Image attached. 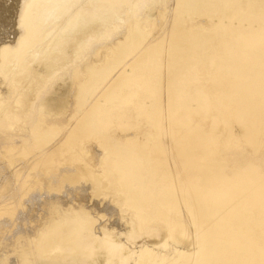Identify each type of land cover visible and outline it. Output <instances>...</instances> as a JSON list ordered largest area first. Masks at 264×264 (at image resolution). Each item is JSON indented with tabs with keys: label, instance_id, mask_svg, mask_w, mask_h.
<instances>
[{
	"label": "bare ground",
	"instance_id": "obj_1",
	"mask_svg": "<svg viewBox=\"0 0 264 264\" xmlns=\"http://www.w3.org/2000/svg\"><path fill=\"white\" fill-rule=\"evenodd\" d=\"M14 1L17 10L10 19L0 17V148L13 151L24 148L27 141L32 146L45 145L26 162L28 171L19 167L20 162H14L17 181L20 185L28 184L30 170L48 169L55 153L70 151L83 138L97 136L101 140L97 143L105 151L104 159L115 154L108 163L115 164L119 172L116 174L119 191L128 194L125 202H121V210L110 214V219L94 230L86 226L87 220L77 207H85L83 210L87 212L93 207L97 210L102 207L97 202H92V208L89 206L91 201L85 186L75 187L68 193L66 201L75 199L74 205H66L68 208L63 205L73 215L52 216L46 204L59 205V200L43 197L40 205L37 206L38 201L34 203L35 207L27 214L30 223L24 230L25 238L33 250L28 252L22 247L14 258L4 253L0 264H191L194 261L196 264H264V154L260 151L264 144V104L246 102L262 99L258 95L199 93L190 96L191 100L206 102L194 107L182 103V99L189 97L182 94L184 88L167 93L164 87L162 93L159 86L163 72L165 79L168 75L169 58L186 60L193 58L194 53L196 61H192V66L196 70L190 77L188 62L172 65L175 68L172 89L178 85V77L183 76L212 84L210 87L201 84L196 88L200 92L215 84L236 83L242 88L264 90V0H177L188 15H173V21L166 26L164 22L153 25L154 12L144 9L150 0ZM179 5L176 7L180 8ZM157 13L164 18L162 8ZM202 16H206L205 21H201ZM13 19L18 26L15 30L5 25ZM154 28L158 31L152 34ZM112 37L115 38L112 40ZM129 40L132 44H127L131 47L126 49L124 45ZM96 42H101L102 48H94ZM89 51L93 53L90 58ZM110 56L117 58L119 63L111 62L119 65L103 71ZM43 57L45 68L37 70L33 61ZM63 69H71L73 80L64 75L55 91L46 100L42 99L40 95L45 86ZM89 74L97 78L94 77L96 81L91 86L105 87L100 97L95 96L91 107L81 113L75 111L65 119L54 117L46 122L44 118L52 112L60 115L57 105L69 99L73 86H79L74 95L86 105V93H82L87 79L92 81ZM116 82L117 86L107 93L108 85ZM101 96L109 102V108H121L120 114L136 112L148 117L158 132L170 133L176 141L173 148L165 145L167 160L159 154L150 157L146 154L150 146L140 148L132 144L131 136L108 132L112 119L101 116L112 114L111 110L94 109L103 100ZM39 97L42 100L37 103ZM224 100L239 102L225 103ZM30 109L37 110L38 117H31L27 133H18V137L8 134L7 130H22L21 122L31 116ZM181 110L188 117H192L191 110L203 117L184 121L188 123L186 130L176 131L172 122L179 126L184 123L177 117ZM226 118L243 125L242 132L253 143L252 151L256 155L258 152V157L243 156L236 137L231 135L226 141L220 138L219 122L226 125L231 122H226ZM58 135H62L59 143L46 147ZM171 154L179 157L177 168L184 175L179 176L178 169L172 166ZM239 154L241 159L237 157ZM102 170L106 173L109 167ZM68 171L51 174L49 181H59ZM7 200L3 199L0 210L11 207ZM183 202L187 206H181ZM38 207L41 208L39 218L35 216ZM112 216H119V222L112 221ZM189 222L197 225L195 234L194 230L187 229ZM7 224V221L0 224L2 233L10 231ZM117 224H121V230ZM135 225L143 228L144 233L163 228V232L156 234L159 239L154 240L158 244L149 245L144 240L138 246L137 240L130 237L134 234L127 235V241L123 237V241L121 233ZM190 234L199 249L197 253L194 251L197 256L193 252L195 256L186 257L189 254L179 250L177 244ZM0 240L4 239L0 237ZM168 241L176 245L170 250L174 253L173 259L170 253L160 252ZM159 244L160 248L164 245L157 251Z\"/></svg>",
	"mask_w": 264,
	"mask_h": 264
},
{
	"label": "rangeland",
	"instance_id": "obj_2",
	"mask_svg": "<svg viewBox=\"0 0 264 264\" xmlns=\"http://www.w3.org/2000/svg\"><path fill=\"white\" fill-rule=\"evenodd\" d=\"M176 1L177 0H157V1L156 0H152V1L150 0V2H148L145 5L146 7L144 9H147V11L150 13L152 11L154 12V14H153L155 16V17L153 16L154 17V20H153L154 26L155 25L158 26L157 24H161L162 22H164L165 26H166L167 24H170L173 21L172 18H174L175 16H179V14H181V13L184 16L188 15L187 12L182 11L183 4L177 3L178 1L177 2ZM175 2L178 5L180 4L181 7L180 8L176 7L178 5ZM159 6L160 7L162 6L161 8L163 9L164 18H161V17H159V15H157L158 14L157 11H159V9H161ZM6 7H7V9H6ZM14 8H15V1L14 0H9V1L8 0H0V17H1V15H3V16L9 17V19H10L12 14H14V11L17 10ZM177 9L178 10L181 9V11H178ZM173 15H175V16L173 17ZM205 17L206 16H202L201 21H205L206 20ZM14 19H13V22L10 24H8V22H7L5 24L6 27H9L10 29L13 28L12 30H15L17 24L15 23ZM150 29H151V27H150ZM157 31H158V28H154L152 31V34H155ZM194 31L196 33V29ZM114 38L115 37H112V40ZM110 40H111V38H110ZM110 40H108V41H110ZM129 43L132 44L131 40H129L128 42L125 43L124 46L126 47V49H128V47L130 49L131 46H129L130 45ZM127 44H129L128 47H127ZM98 46H100L102 48L101 42H96L94 48H96ZM102 53H104V52L102 51ZM113 54H114V51L111 52V55H113ZM193 54L194 53H192L193 58H188L186 60H183L182 58H174V59L169 58L167 63H169L170 68L167 70L168 75H166V79L164 78V72L165 71L163 72L162 80L160 81V85H159L161 90L164 89V87H165V91L167 93H169L172 91L176 92V91H179L181 88H184V91H182V94H184L185 96H189L188 97L189 99L188 98L182 99L181 100L182 103H186V104L190 103L194 107L195 106L198 107L197 105L199 103L206 102V101H201V100H191L190 96L198 95L199 93L200 94H212V95H218V96H224V95L227 96V95H231V94L248 95V96L258 95L259 98L262 99V101H246V102L247 103L259 102L258 104H264V100H263L264 99V90H262L261 88L257 89L256 87H248V86L247 87L244 86L246 88H242L240 85L238 86L237 83L236 84H228L227 86H226V84H220V85L215 84V86H212L211 89H207L205 91L200 92V91L196 90V88H198V86L203 84L204 87H207V86L210 87L212 84L209 83L207 80H205L206 82L204 83L203 80L202 81H199V80L196 81V79L191 80L188 77L182 76V77H178L179 79L177 80V82H179V83H178V85L175 86V88L172 89V87H174V86H171L172 85L171 82L174 81L173 74H175V68L172 65L178 66L180 64H183L184 62L185 63L188 62L190 64V67L187 68V72L189 73V77H190V75H191L190 73H192L194 70H196V68L194 69V67L192 66L193 65L192 61H196V59L194 58L195 55H193ZM92 55H93V53L89 51V54L87 56H88V58H90ZM108 58L109 59L111 58V59H110V61L108 60L109 64L105 65V67L103 66V68H102L103 71L109 70V69H111L112 66L114 67V66H116L115 64L119 63L116 60L117 58L114 59L113 56H110ZM108 58H106V59H108ZM41 59L42 58H37L38 62L36 60L33 61L34 64H32V65L37 70H42L45 68L44 63L46 62V60H45L46 58L43 57V60H41ZM39 61L41 62V65H40ZM111 61H113V62L116 61L117 63L114 64ZM118 65L119 64H117V66ZM71 69L61 70L55 76L54 80L49 81L50 83H48L45 86V88L43 89V92L40 95L42 97V99L46 100V98H48L49 95H51L53 93V91H55L56 86H58L60 84V82H61L60 80H62L64 75L66 77H68L69 81L73 80L70 77V72H69V70L71 71ZM170 72H171V77L169 79V73ZM68 73H69V75H68ZM89 75L92 77L91 74H89ZM89 75L87 76L88 78L90 77ZM94 77H92V81L87 79L86 82L87 83L89 82V83L88 84L85 83L86 86L84 85V90H83L84 92L82 91L83 92L82 95H84L86 93L85 94V100H84V102L85 101L87 102L86 105L81 101L79 102L78 98H76V96L74 95L75 92L77 94L76 89L79 86H73V88H72L73 94L69 97V99L66 100L65 102H62V103L59 102L57 105V111L60 113V115H56L52 112L50 115H47L44 118V120L46 122L51 121L54 117H56V118L60 117L62 119H65V118L71 116V114H73L75 111H80V113H81V111H85L86 109L91 107V106H89L90 103H92L97 96L100 97L102 90L105 89V87H103L104 85L100 86L99 88H98V86L96 88V85H94L95 87H93V85L91 86V82H92V84H94L95 81L97 80V78L95 77V79H96L95 80ZM117 84H118V82H116L115 84L112 83V84L108 85L109 90L107 88V90H105V91L106 92L110 91V88L116 87ZM165 84H166V86H165ZM234 86H238V87H234ZM92 87L94 88L93 91H92ZM46 91H47V93H46ZM58 91H60V90H58ZM161 92L163 93L164 90H162ZM55 96L58 97V94H56ZM41 97L38 98L37 103L42 100V99H40ZM101 97H102L101 99H103V100L101 101V103H98L99 106L94 108V109L97 110V108H98V110H100V109H107L108 110L109 102L104 101L105 98H103V96H101ZM146 100H148V99H146ZM223 102L228 103V102H239V101L224 100ZM93 106H95V105H93ZM15 107H16V105H15ZM260 107H262V106H260ZM22 108L26 109V106H22ZM118 108L119 107H115V108L110 107L109 108V110H111L110 112H112L113 115L115 114L114 116L110 112H109L110 115L106 114V115L101 116L104 118L106 116L107 117L110 116L111 118L108 117V119L109 118L112 119L111 121L113 122V124H110L108 132H111L114 135H119V136H126V135L131 136L132 137L131 138L132 144H136L139 147L140 146L144 147V145L150 146V151L148 153H146L147 155H150V157L160 155L161 158H163L164 160H167V157H169V154L168 155L165 154L164 148H167L165 145H167V146L170 145V147L173 148L172 147L173 141L175 142L176 140L173 139L172 135L170 133L158 132L157 131L158 128L155 127L152 124V122H150L148 117L139 116V114H137L136 112L134 113L131 111H129V113L120 114L119 112L121 111V108H119V109ZM61 110H63V111L61 112ZM185 110H187V109H185ZM89 111H90V109H89ZM29 112H30L31 116L30 117L28 116L25 120H22L23 122H21L22 123V127H21L22 130L18 131V132H17V128L7 130L8 134H12L14 137H18L17 136L18 133H21V134L27 133V129L29 127V124H31V122H32L30 120V119H32L31 117L35 116L34 117L35 119H36V117H38L37 110H35V112H34L33 109H30ZM190 112L192 114V117H188L187 114L185 115L184 110H181L179 112L180 114L179 115L177 114V117H179V119L182 122L189 120V119H195V116H196V118L203 117L202 115L196 113V110H191ZM134 114H136V115H134ZM76 116H78V114L73 116L74 118L72 117V119L70 120V123L74 122V119H76ZM208 119H211V118L208 117ZM226 119H227L226 122L231 121V122H229V125H226L223 121L219 122V125H218V131H219L220 138L226 141L232 135V136L236 137V139L239 140L238 141V144L240 146L239 152L244 151L242 153L243 156L247 155L246 157H248V155H249L250 157L252 156L254 158L258 157L259 153L257 152V155H256L252 151L253 150L252 149L253 143L250 144L251 140L248 137H247L248 138L247 139L246 135L242 132V130H244L243 125L238 121H235V120L232 121L229 118H226ZM223 120H225V118H223ZM172 127H174V128L177 127L176 131H177V129L181 128L180 131H182L184 129L186 130V128L188 127V123L184 122L179 126V125H176L174 122H172ZM243 134L245 137L243 136ZM61 137H62V135H58L55 138V140L49 142V144H47L46 147L47 146L50 147L52 145L58 144L59 141L61 140ZM94 137L95 138L89 136V137L83 138L82 140H80L82 143H80V145H76V148L71 149L70 151H64L62 153H60V152L55 153L53 155V158H52L53 162H52L51 166L48 167V169H45L44 167L33 168L32 170H30L31 176H27V178H26L28 180V184L23 183L21 185L17 181V175L15 174V170H14V165H15L14 162L15 161L20 162L19 167L23 168V170H25V171H28V170H26L27 169V163L26 162L28 160H30L31 158H33L34 156H36V154L45 145L39 146L36 143L35 145L32 146L27 141L26 143H24V148H18V149H15L13 151H6L4 149V147L0 148V166L2 165L0 168V199H1L0 205L3 203V199H5V200L8 199V194H9V196L11 195V198L8 199L11 207L0 210V224L3 221H7L8 222V224H7L8 228L7 229L10 230V231H7L6 233H2L0 231L1 232L0 237L4 239V240H0V256H2V254L6 253L4 255H7L10 258H14L15 257L14 254L15 253L19 254V252H21L20 250L22 247L27 248L28 252L31 250V248L33 250V245L31 243H29L28 240L25 238L26 237V235H25L26 231H24V230H26V227L28 228V226H29L28 224L30 223L29 222L30 219H27L29 217V215H27V214H29L28 211L31 209V207L34 205V203L36 204L37 201L39 202L45 196H48L49 200H53V199L59 200V203H58L59 205H55L54 204L55 202H50V203L46 204L48 210L52 213V216H53V214H56V215L66 214L69 216V215H73L74 213H70V212L65 211L64 206L66 208H68L69 206H66V205H69V204L74 205L73 202H77V201L75 199H73V200L68 199L67 201H69V202H67L66 199L69 198L68 193L70 192L71 189H73L75 187L85 186L88 189L87 196L89 198V202L91 201V204L89 206H91V208H92V205H93L92 202H97L102 207L99 210L94 209V207H93L92 209H89V211L87 212V211L83 210V209H86L85 207H81L80 205L78 206V203H75L78 206L77 208L80 210L79 213H83V217L87 220L86 226L88 228H91L92 230H94V228L98 229V227L101 226L103 224V222L105 223V221H108L110 219V214L114 215L116 211L121 210V208H119L121 205V202H125L124 200L126 199L125 197H127L128 193H127V191H125L124 193L121 190L119 191V179H116V174H117L118 170H117L115 164H113L111 162L108 163L109 158L115 157V154H113V153L110 154L108 156V159L105 160L104 155H103V152L105 154V151L102 148V146H100L97 143V140H100V138H98L97 136H94ZM246 140H248V141H246ZM28 144L31 147H28ZM260 147H261L260 151H262L261 153L264 154V144H263V146H260ZM228 151H230V150H228ZM240 154L237 155V157H239V159L242 158V155L240 158ZM246 157H243V158H246ZM170 158H171L172 166L179 168L178 161H177L179 157L178 156L175 157L174 155L171 154ZM239 159H237L235 162H237ZM10 162H13L12 166L9 165ZM89 162L91 164H89ZM235 162H233L232 164H235ZM107 167H109V170L106 173L103 172L102 168H107ZM66 169H70V171H68L67 175L61 176L59 181H57V182L49 181V179L51 178V174H53V173L59 174ZM177 172H179L178 173L179 176L184 175V172H180L179 169L177 170ZM25 182H27V181H25ZM5 194H6V197L4 196ZM36 195H38L37 198H36ZM184 204H185V206H187V204L185 202H183V204H181V206H184ZM39 205H40V202L37 204V206H39ZM108 206H111V207L108 208ZM34 207L35 206H33L32 209ZM56 210H58V211L55 213ZM81 210H83V211H81ZM40 211H41L40 207H38V210H35V216L37 218H39L38 216L40 214ZM112 218H113L112 221L117 220V223L119 222V219H120L119 216H112ZM132 223L134 224V221ZM192 223L189 222L190 225L187 223L188 224L187 229L189 230V232H192V230H194L193 231V233H194L195 228L197 230V225H195L194 223H193L194 224L193 225ZM31 225H34V224H31ZM119 225L117 224L116 227H118V229L121 230L122 226H121V224H119ZM127 228H129V227H127ZM132 228H133V230L131 231ZM132 228L124 230L125 233L124 232L121 233V234H123V235H121V238L123 239V241H125V239L127 241V239H128L127 235L129 236L131 234H134V235H131L130 237H132L133 240H137L136 245H138V246L140 245V243L142 244L144 242V240H147V243L149 245L154 246L156 243L154 240L159 239L158 238L159 236L156 234H158V231H159V233L161 231L163 232V228H161V227H157L158 229L157 228L154 229V230H156V232L154 230L150 231L151 233L147 232V230H145V233H144V229L138 228L137 225H135ZM148 233H150V234H148ZM19 234H20V236H19ZM10 236H12V237H10ZM143 238H145V239H143ZM182 238H183L182 242L178 243L177 246H178L179 250L190 255V256L187 255L186 257H191L193 255L194 251L196 253L198 252L199 245L196 243L197 241L196 242L194 241V243H193V237L191 234L189 236H183ZM139 239H141V240H139ZM168 242H167L168 245L166 244V246L163 244L164 247H166V248H163L162 251H160L162 246H163V245H161V248H160L161 243L158 246H156V250L158 249L157 251L169 254L170 250L173 247H175L176 245L173 246L172 241H168ZM156 244H158V243H156ZM195 244H196V246H195ZM136 245L134 247L138 248V246H136ZM197 247H198V249H197ZM172 254H173V256H172ZM172 254L170 253L169 256H171L173 259L174 253L172 252ZM169 256H168V261H171L170 260L171 257H169ZM193 256H195V255H193ZM196 256H197V254H196ZM7 261H10V260H7ZM191 264H196V263L194 261V262H191Z\"/></svg>",
	"mask_w": 264,
	"mask_h": 264
}]
</instances>
